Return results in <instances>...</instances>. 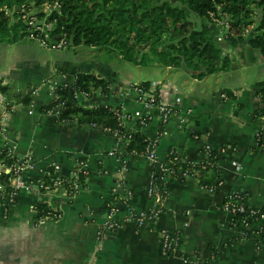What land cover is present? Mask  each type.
<instances>
[{
  "label": "crops",
  "instance_id": "crops-1",
  "mask_svg": "<svg viewBox=\"0 0 264 264\" xmlns=\"http://www.w3.org/2000/svg\"><path fill=\"white\" fill-rule=\"evenodd\" d=\"M215 23L212 34L229 54V67L200 78L184 65H136L106 47L51 50L28 36L12 43L0 40L6 48L31 40L57 53L46 58L28 50L5 67L0 60V83L8 87L0 91L8 103L0 102V142L33 161L24 173L29 187L6 213L0 208V264H264V239L254 233L262 222L232 224L223 208L234 191L244 194L248 207L264 206V102L257 86L264 81V59L246 42L230 47L223 39L224 28L221 34ZM81 74L104 81L107 91L92 83L85 90L76 88L77 103L86 109H120L127 115V131L156 139L159 160L173 149L182 160L198 163L205 144L224 149L215 163L219 186L209 189L202 183L211 171L183 180L165 174L160 215L136 226L129 213L146 212L155 203L146 195L152 164L143 154L124 156L127 143L101 126L79 122L80 113L64 120L62 105L43 109L55 99L57 87L73 85ZM144 82L171 91L173 112L166 121L138 101L133 86ZM25 96L29 102L24 104ZM78 161L86 171L78 193L41 195L37 180L49 164L59 166L58 175L70 177ZM40 199L60 211L58 220L34 225L33 208ZM105 204L117 208L111 217ZM107 219L118 220V225L100 236ZM160 230L180 238L167 256L160 251Z\"/></svg>",
  "mask_w": 264,
  "mask_h": 264
},
{
  "label": "trees",
  "instance_id": "trees-1",
  "mask_svg": "<svg viewBox=\"0 0 264 264\" xmlns=\"http://www.w3.org/2000/svg\"><path fill=\"white\" fill-rule=\"evenodd\" d=\"M45 4L50 7L45 9ZM21 5H25V10H32L30 16L35 18L38 26L42 22L54 21L47 33L51 38L64 36L67 47H106L136 65H184L195 72L193 77L196 78L227 70L230 57L220 49L212 34L213 19L227 24V27L222 24L223 39L230 47L246 42L264 59V0H0L1 41L12 43L29 34L26 31L28 24L20 18ZM189 16L205 20L196 24ZM246 29L247 33L244 32ZM38 33L34 32L35 35ZM89 83L107 91L104 81L91 74H81L73 85L57 87V98L43 109L61 103V119H69L80 113L79 122L94 123L111 131L116 129L118 121L114 112L117 108L102 105L86 109L77 103L75 89L85 90ZM141 85L146 87L148 84L144 82ZM257 86L260 87V100L264 102V81L258 82ZM7 88L0 83L1 92H5ZM21 101L28 103L29 97L25 96ZM126 134L130 137L123 155H144L148 140L139 132L126 130ZM221 153V150L213 149L209 159L190 163L179 158L175 151L170 149L166 158L161 160L162 166L156 168V164L152 165V179L158 183L161 192L160 183L165 175L164 167L179 180L185 179V171L199 177L211 171V178L202 179V183L208 188L217 187L221 182V175L215 163ZM0 158L11 161L5 157V150L1 147ZM48 170L51 171L50 168ZM78 174L82 185L86 173L79 171ZM43 179L45 182H51L48 176ZM69 183L70 181L66 180L65 186L68 187ZM232 193L233 197L230 198V193L225 201L231 199L244 208L243 212L237 211L233 214L232 224H239L243 218L250 224L256 222L249 212L254 208L246 205L244 194L240 191ZM110 205H104L106 214ZM49 209L50 206L40 199L33 208L34 222ZM179 243L180 238L177 247Z\"/></svg>",
  "mask_w": 264,
  "mask_h": 264
},
{
  "label": "built area",
  "instance_id": "built-area-1",
  "mask_svg": "<svg viewBox=\"0 0 264 264\" xmlns=\"http://www.w3.org/2000/svg\"><path fill=\"white\" fill-rule=\"evenodd\" d=\"M49 7V4L44 5L45 9ZM20 12L22 13L21 18L24 19L26 17L25 5L20 6ZM30 15L29 18L25 20L28 26H30L29 22L32 24V30L29 31L28 29V37L35 38L40 45L51 50H59L67 47V42L64 36L51 38L48 35L47 32L52 28V24L54 21L42 22L38 26L36 25V20H34L35 18L31 17ZM213 20L218 22V20L216 19ZM222 24L227 27L226 23ZM35 31H38L39 33L35 35ZM244 32L247 33L248 30L246 29ZM133 88L137 94L138 101H140L144 105V107H146V109L155 108L159 112L163 122L166 121L168 117L172 114L173 106L172 103L169 101L171 91L168 88H157L156 86L144 87L141 84H136L133 86ZM80 92L84 95L88 94V92L86 91ZM221 96L225 97L224 94H222ZM54 97L56 99L57 95L55 94ZM0 102H2L6 107L8 106V103L5 98H0ZM58 105L61 106L62 104L59 103ZM114 114L118 121V127L112 131L109 128L103 129L105 131L111 132L116 138L121 140L122 143H126L130 136L126 134V129L123 127V121L126 120L127 115L122 113L118 108L115 109ZM181 122H183V119L181 120ZM90 126L96 125L94 123H91ZM155 145L156 139L148 140L144 156L148 159L150 164H159V166H162L161 160H159L156 154L154 153ZM0 147L5 150V157L11 159V161H5L4 158H0V208L4 213H6L10 206L16 203L19 193L29 187V182L25 179L24 173L27 169L32 167L33 161L27 155H18L15 151L14 146L12 145L0 142ZM211 150L213 149L208 144H205L203 160H207L210 158ZM220 150L221 152H223L224 149ZM111 154L118 155L117 157L121 159L120 152L118 153L117 151L113 150L111 151ZM84 166L85 164L83 161L76 162V168L71 174V176L64 177L58 175L59 166L56 163L52 162L51 164H49V166L41 172V177L37 180L38 189L40 190L41 195L53 194L57 191L62 190L66 193L68 197H73L76 193H78L81 187L78 172L82 171L83 173H86V171L84 170ZM48 168H50L51 171L48 170ZM163 171L165 174L171 175V171L167 167H164ZM189 175L190 173L188 174V171H185L183 173L184 177H187ZM44 176H48L51 179V182H45L43 179ZM66 180L70 181L68 187L65 186ZM68 189H70V191ZM233 194L234 193H231L230 196ZM146 195L155 200L154 205L146 212L136 213L132 211L128 215V218L135 221L136 225L139 226H142L143 224H145V222L157 218L161 213V204L159 203V186L158 183L154 182V180L152 179V174H150V177L148 179ZM232 197L233 196H231L230 198ZM111 205L110 210L108 212V217H111L117 211V208ZM223 208L228 211L231 216H233V214H235V212L237 211H244L242 205H237V203L232 201L231 199L223 203ZM249 212L255 217V221L262 222V225L254 233L260 235L262 239H264V206L256 209H251ZM60 216L61 213L57 208L50 207L48 211H46L40 216V218L34 223V225L37 226L44 221L54 222L58 220ZM239 223H241L245 227H248L250 225V223H248L245 218L241 219ZM117 225L118 222H116L115 220L107 219L106 222H104V224L100 227L98 233L100 236H102L105 231H108L109 229L116 227ZM178 239V234L168 233L165 230H160L159 242L160 251L162 255L167 256L170 252L174 251V249L177 247Z\"/></svg>",
  "mask_w": 264,
  "mask_h": 264
},
{
  "label": "rangeland",
  "instance_id": "rangeland-1",
  "mask_svg": "<svg viewBox=\"0 0 264 264\" xmlns=\"http://www.w3.org/2000/svg\"><path fill=\"white\" fill-rule=\"evenodd\" d=\"M31 13H32V10H30V9L26 10V14H25L26 17L24 19L21 18V17L20 18L25 22V20L29 18V15ZM189 18L191 20H193L194 22H196V24H198L200 20H205L204 18H200L199 19V18L192 17V16H189ZM214 21L215 20H213V23L216 22L215 24L218 25L219 30H221L220 33L222 34L224 27L221 26L220 24H217L218 22L220 23L221 21L220 20H218V22L217 21L214 22ZM29 25L30 26H27V30L26 31H28V29H29V31L32 30L31 29L32 28V26H31L32 24L30 22H29ZM26 36H29V35H26ZM37 43L38 42L31 41V40H24L22 42H19V43L13 44V45L12 44L8 45L7 48L4 47L3 45H0V60L2 62V65H4L3 67H5L6 64H10V60L13 57L16 56L15 58H17V57L19 58V57L23 56V54H25L26 52H29V51H31L33 53H40L41 56L45 55L46 58H50L52 56L57 55L56 52L44 49L43 47H40ZM26 46H30V48H27ZM66 52L68 53V52H72V51H66ZM142 66H146V64H142Z\"/></svg>",
  "mask_w": 264,
  "mask_h": 264
}]
</instances>
